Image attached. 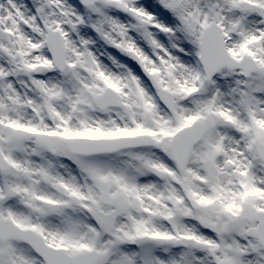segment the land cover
I'll return each instance as SVG.
<instances>
[{"label": "snow or ice", "instance_id": "6c2138e0", "mask_svg": "<svg viewBox=\"0 0 264 264\" xmlns=\"http://www.w3.org/2000/svg\"><path fill=\"white\" fill-rule=\"evenodd\" d=\"M0 264H264V0H0Z\"/></svg>", "mask_w": 264, "mask_h": 264}]
</instances>
